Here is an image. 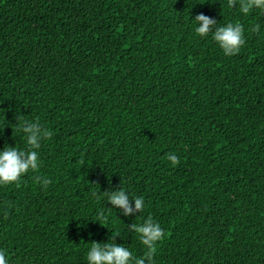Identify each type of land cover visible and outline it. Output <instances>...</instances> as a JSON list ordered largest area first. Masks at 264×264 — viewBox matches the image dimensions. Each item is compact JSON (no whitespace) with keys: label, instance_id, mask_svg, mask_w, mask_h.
Wrapping results in <instances>:
<instances>
[{"label":"trees","instance_id":"16d2710c","mask_svg":"<svg viewBox=\"0 0 264 264\" xmlns=\"http://www.w3.org/2000/svg\"><path fill=\"white\" fill-rule=\"evenodd\" d=\"M199 13L216 26L240 21V52L199 36ZM19 114L53 137L19 187L0 185L8 264H88L92 241L112 238L141 257L128 225L149 215L165 232L155 264H264V10L0 0V150L27 147ZM118 188L142 196L143 211L112 207L103 192Z\"/></svg>","mask_w":264,"mask_h":264},{"label":"clouds","instance_id":"9594fccd","mask_svg":"<svg viewBox=\"0 0 264 264\" xmlns=\"http://www.w3.org/2000/svg\"><path fill=\"white\" fill-rule=\"evenodd\" d=\"M228 7L235 8L239 5V11L245 15L249 14L253 9L264 10V0H227ZM195 21L199 26L195 28V32L206 37L212 33L213 39L219 44L226 56L236 55L245 45V29L240 21L228 22L223 26H216L217 21L203 13L195 16ZM251 32L258 33L259 24H254L249 29ZM17 130L22 131L27 147L23 150L13 146H6L0 150V185L16 183L20 186L21 177L31 171H36L40 167L38 149L41 147L42 140H50L53 132L43 126L39 120L31 121L25 119V115H16ZM167 159L173 166L180 163V158L175 153H168ZM83 164V161H81ZM37 183L47 188L51 180L47 177H34ZM91 195L100 199L97 192ZM104 198L112 207L122 210L125 216L136 212H142L144 209V198L142 196L131 197L123 188L115 191H104ZM134 201V207L132 202ZM101 219H106L104 210L98 213ZM98 222V221H97ZM102 225V224H101ZM131 232L139 235V239L145 246L146 251L143 256L136 257L133 253L122 244H117L115 239L113 242L100 243L92 241L91 247L87 253L88 264H155L154 255L157 251L156 245L165 238V232L160 224L156 222L151 215L143 220V223H132L128 225ZM0 264H8L6 252L0 249Z\"/></svg>","mask_w":264,"mask_h":264}]
</instances>
